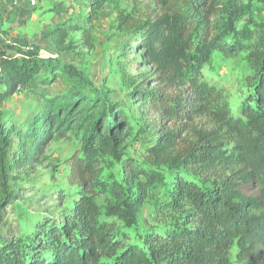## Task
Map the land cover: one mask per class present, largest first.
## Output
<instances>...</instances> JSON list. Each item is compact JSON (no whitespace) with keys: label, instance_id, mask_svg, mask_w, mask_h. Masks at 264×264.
I'll return each mask as SVG.
<instances>
[{"label":"trees","instance_id":"trees-1","mask_svg":"<svg viewBox=\"0 0 264 264\" xmlns=\"http://www.w3.org/2000/svg\"><path fill=\"white\" fill-rule=\"evenodd\" d=\"M154 1L160 7L154 19H123L135 36L130 48L149 67L140 74V83L132 78L128 84L131 101L143 116L149 115L136 132L133 113L125 111L123 102L95 87L61 56L0 43V264H231L234 245L241 263L264 264V26L251 44L253 92L239 110L233 111L203 73L213 52L236 50L240 33L251 39L254 32L239 31L237 24L251 19L255 0ZM92 2L99 8L105 0ZM68 8L58 4L53 10ZM78 30L69 21L59 24L51 34L55 46L70 47V34ZM61 67L68 88L50 93L35 87L56 82ZM20 92L39 96V111L21 126H7L3 105ZM203 117L209 126L193 127ZM151 127L157 139L146 160L151 167L164 165L177 173L172 186L156 197L152 191L157 182H166L165 171L147 169L131 158L123 165V180L110 186L118 198H127L135 213L152 199L155 207L174 214L172 221L137 242L117 221L101 219L93 198L102 192L103 156L118 155L131 136L149 133ZM71 133L81 134L82 142V152L70 158V183L83 191L74 209L62 220L41 221L34 233L8 235L4 216L15 196L13 172L40 162L54 140ZM233 166L244 172L240 181L231 176L212 186L180 172L185 167L197 175ZM242 182L257 183L259 196H244ZM126 213L121 205L110 211L120 220H127Z\"/></svg>","mask_w":264,"mask_h":264},{"label":"rangeland","instance_id":"rangeland-1","mask_svg":"<svg viewBox=\"0 0 264 264\" xmlns=\"http://www.w3.org/2000/svg\"><path fill=\"white\" fill-rule=\"evenodd\" d=\"M32 8L31 0L26 7L14 9L6 15L4 4L0 9V43L37 50L42 56L59 55L63 63H67L82 71L99 89L110 91L111 98L122 101L127 113H133L131 125L134 132L149 119L142 115L140 106L131 101L128 85L132 78L137 84L141 82L140 74L149 70L141 61L143 55L133 51L135 36H131L128 26L123 23L124 17L131 16L136 21L154 19L160 13V7L154 0H105L99 8L93 6L92 0H35ZM63 4L68 10L59 13L54 7ZM248 16L249 21L242 20L237 24L239 31L249 28L253 31L251 39L237 36L238 46L233 52H213L210 60L203 65L204 75L220 90L223 98L230 104L233 111L239 110L245 99L253 92L251 81V44L253 37L261 25L264 26V5L258 0L253 1ZM25 8V7H24ZM246 17V19L248 18ZM69 21L81 28L72 31L68 43L70 47L57 48L51 37L52 31L59 24ZM15 53L14 51H10ZM57 81L50 86L34 83L38 89H47L50 93L62 92L69 87V78L63 67L56 69ZM41 99L30 92H20L8 98L2 108L7 126L16 123L21 126L39 111ZM131 111V112H130ZM144 117V120H138ZM208 127L207 118H199L193 127ZM157 132L153 127L149 133L136 134L130 137L126 147L118 155L103 156L104 173L98 185L100 194L93 198L101 219L115 220L121 231L127 232L132 240L143 239L151 229L162 228L164 222L172 221L171 211L160 210L148 200L136 213L130 210V202L126 197L118 198L110 189L113 184L123 180V165L131 158L137 164L166 173V182H157L153 194L163 193L172 186L177 173L167 170L164 165L151 167L146 160L148 149L155 145ZM81 134L71 133L67 139L54 140L45 150L40 162L31 163L14 173L12 184L14 198L4 216L6 226L4 232L17 237L34 233L36 226L45 219L62 220L65 213L74 209L82 195V190L70 183V158L82 152ZM183 175L200 180L212 186L231 177L240 181L244 172L233 166L230 169L219 167L214 171L200 170L193 174L190 168L183 167ZM240 191L247 197H258L257 183H241ZM160 198V197H159ZM121 205L127 211V220L110 214L112 208ZM129 209V210H128ZM128 221V222H126ZM264 251V249H263ZM238 247L234 245L229 258L231 264H243L237 258Z\"/></svg>","mask_w":264,"mask_h":264},{"label":"crops","instance_id":"crops-1","mask_svg":"<svg viewBox=\"0 0 264 264\" xmlns=\"http://www.w3.org/2000/svg\"><path fill=\"white\" fill-rule=\"evenodd\" d=\"M27 0H23L22 2H19V3H3L5 6H4V10L7 8L8 11L6 12V15H9L10 13H13L14 12V9H16L17 7H22V11H24V9H26V7H29L27 4H26ZM2 7V6H1ZM25 7V8H24ZM36 5H33L32 8H35Z\"/></svg>","mask_w":264,"mask_h":264},{"label":"built area","instance_id":"built-area-1","mask_svg":"<svg viewBox=\"0 0 264 264\" xmlns=\"http://www.w3.org/2000/svg\"><path fill=\"white\" fill-rule=\"evenodd\" d=\"M5 0H0V9H1V6L2 4L4 3ZM17 3V2H16ZM31 4L32 5H36V1L35 0H31ZM0 20H1V12H0Z\"/></svg>","mask_w":264,"mask_h":264}]
</instances>
